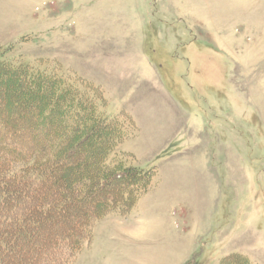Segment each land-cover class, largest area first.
I'll return each instance as SVG.
<instances>
[{"label": "rangeland", "instance_id": "rangeland-1", "mask_svg": "<svg viewBox=\"0 0 264 264\" xmlns=\"http://www.w3.org/2000/svg\"><path fill=\"white\" fill-rule=\"evenodd\" d=\"M0 53L97 90L152 171L68 264H264V0H0Z\"/></svg>", "mask_w": 264, "mask_h": 264}, {"label": "trees", "instance_id": "trees-1", "mask_svg": "<svg viewBox=\"0 0 264 264\" xmlns=\"http://www.w3.org/2000/svg\"><path fill=\"white\" fill-rule=\"evenodd\" d=\"M0 86V264H68L95 221L128 212L152 171L111 157L128 125L101 114L97 90L1 53ZM237 257L227 264H250Z\"/></svg>", "mask_w": 264, "mask_h": 264}]
</instances>
